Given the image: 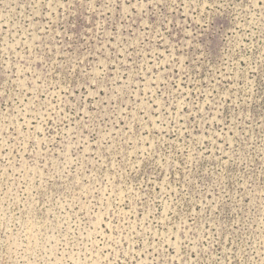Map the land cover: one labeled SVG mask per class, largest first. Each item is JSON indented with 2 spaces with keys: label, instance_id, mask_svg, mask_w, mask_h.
<instances>
[{
  "label": "rangeland",
  "instance_id": "obj_1",
  "mask_svg": "<svg viewBox=\"0 0 264 264\" xmlns=\"http://www.w3.org/2000/svg\"><path fill=\"white\" fill-rule=\"evenodd\" d=\"M30 212L46 264H264V0H0V225Z\"/></svg>",
  "mask_w": 264,
  "mask_h": 264
},
{
  "label": "clouds",
  "instance_id": "obj_2",
  "mask_svg": "<svg viewBox=\"0 0 264 264\" xmlns=\"http://www.w3.org/2000/svg\"><path fill=\"white\" fill-rule=\"evenodd\" d=\"M0 226L5 237L0 240L4 264H46L45 258L55 255L56 245L45 238L31 212L25 219L7 217Z\"/></svg>",
  "mask_w": 264,
  "mask_h": 264
}]
</instances>
